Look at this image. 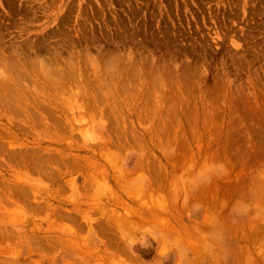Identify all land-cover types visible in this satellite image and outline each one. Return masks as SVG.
Returning a JSON list of instances; mask_svg holds the SVG:
<instances>
[{
	"label": "rangeland",
	"instance_id": "rangeland-1",
	"mask_svg": "<svg viewBox=\"0 0 264 264\" xmlns=\"http://www.w3.org/2000/svg\"><path fill=\"white\" fill-rule=\"evenodd\" d=\"M89 63L146 76L138 101ZM33 64L82 75L60 118L37 117L25 72L28 107L0 105V225L59 242L8 230L0 264H264V0H0V72Z\"/></svg>",
	"mask_w": 264,
	"mask_h": 264
},
{
	"label": "bare ground",
	"instance_id": "bare-ground-1",
	"mask_svg": "<svg viewBox=\"0 0 264 264\" xmlns=\"http://www.w3.org/2000/svg\"><path fill=\"white\" fill-rule=\"evenodd\" d=\"M73 62H75V61H73ZM73 62H72V64H73ZM41 63V62H40ZM69 63V62H68ZM71 63V62H70ZM69 63V66L71 65ZM98 63H100V62H98ZM89 64H91V67L93 66V68H94V71L96 72V77L97 78H99L98 80L101 82V85H100V87L102 88V89H100L101 91L102 90H105V89H107V91L108 90H110L111 91V88L112 89H118V88H120V89H118V91L119 90H121V92H123V94H118L117 95V97H116V95H115V91L117 90H115L114 92H113V90H112V92L114 93V94H111L112 95V97H116V99L118 98V99H120V97H124V96H122V95H124V91H125V93L126 92H129L130 93V91L132 90L131 89V86H130V84L132 83L133 84V82H137V79L138 80H141V77L142 78H145L146 76H141V74H140V76L141 77H138V75L136 76L137 77V79H136V81H135V78L136 77H133L134 79L132 80V77H130V79L132 80V82H131V80L129 79V78H127L126 79V77H123L124 75L123 74H125V72L123 71V72H118V67L119 68H121L118 64H119V62L118 63H116L117 65H118V67L117 66H115V71L113 70V69H111L110 67H107L108 65H106V66H104L105 67V69L103 70V68H102V66H96V64H94V65H92V63H89ZM40 66H39V68L37 67V66H35V68H34V64L32 65V66H30V68L28 69V67L29 66H27L26 67V70H25V66L23 67V66H19V69L21 70V68L23 69L22 70V73L19 71V69L18 68H15L14 70L15 71H13V70H11V68H13V67H11V66H8V67H10V69L9 68H7V69H3L1 72H0V105L1 106H6V107H8V108H10L11 106L12 107H17V106H20V105H24V106H26V108L28 107V105L26 104V102H28V101H30L28 98H27V96L28 95H26V94H32V92H29L28 90L29 89H27V87L26 88H23L22 86H21V84H20V82H21V78H24L25 76H30V77H36V76H38V77H40V78H43L44 79V84H43V87H44V89L46 90V91H44V93L42 92V91H40V92H37V93H34L35 94V96H34V98H33V100H34V103H33V106H34V104H36V107L35 108H32L36 113H37V117H38V114L40 115H42V117L44 116V115H57V116H59V118H60V116H62L61 114H64V112L63 111H56V110H52L50 107H52V103L54 102V101H56V102H62V101H65V99L67 98V97H65V95L61 98L59 95H60V93L59 92H61V91H64V90H68L69 89V85H68V82L69 81H74L75 79H76V77L77 76H79V75H82V74H80V73H75L74 72V74H76V76H72V72H70L69 70L70 69H62V67H60V68H58L59 67V65H60V63H59V65L57 64V66L58 67H56V65H55V67H49V66H47V65H43V64H39ZM75 64H73V66H74ZM110 65V64H109ZM95 66L97 67L96 69H95ZM18 67V66H17ZM21 67V68H20ZM37 67V68H36ZM75 67V66H74ZM98 67L99 68H101L102 70H103V72L101 73V71H96L97 69H98ZM113 67V66H112ZM76 68V67H75ZM80 68V67H79ZM79 68H78V70H79ZM38 69V70H37ZM121 69H123V70H125L123 67L121 68ZM128 69V68H127ZM25 70V71H24ZM73 70V69H72ZM75 70V69H74ZM82 70V69H81ZM134 70V69H133ZM136 70H138V69H136ZM139 71V70H138ZM22 74V76L20 75V73ZM24 72H25V76L23 75L24 74ZM76 72H78L77 70H76ZM19 73V74H18ZM99 73V74H98ZM106 74V78H104V77H102L101 75L102 74ZM119 73H121V76H120V74ZM135 73V72H134ZM84 74V73H83ZM95 74V73H94ZM93 74V75H94ZM126 74H128L127 76L129 77V72L127 73V71H126ZM133 73H131V75H132ZM137 74V73H136ZM136 74H133V75H136ZM123 75V76H122ZM95 76V75H94ZM99 76V77H98ZM161 76V75H160ZM164 77V76H163ZM166 78V77H165ZM169 78V77H168ZM181 78V77H180ZM183 79V78H182ZM160 81V80H159ZM142 82L145 84L146 82H147V80H145V82H144V80L142 79ZM142 82H141V84H142ZM139 83H140V81H139ZM162 84L164 83V82H161ZM140 84V85H141ZM144 84H142L143 86H144ZM135 86H136V84H134ZM133 85V86H134ZM141 85V86H142ZM129 86H130V88H129ZM137 86H138V84H137ZM136 86V87H137ZM142 86V87H143ZM147 86V85H146ZM150 86V85H149ZM154 86H155V84H154ZM158 87V85H156V87L155 88H157ZM161 87H163V86H161L160 85V88ZM104 88V89H103ZM131 89L130 91L128 90V89ZM133 88V87H132ZM135 88V87H134ZM140 87H137L136 89H139ZM164 88V87H163ZM143 89V88H142ZM149 89V88H148ZM158 89V88H157ZM124 90V91H123ZM127 90V91H126ZM159 90V89H158ZM161 90V89H160ZM110 91H108V92H110ZM117 91V92H118ZM139 91H140V89H139ZM108 92H107V94H106V92H105V94H106V97L107 96H109L111 99H109L110 101H112L114 104H115V106H117V102H118V104L121 102L122 104H123V102L121 101V99H120V102H119V100L117 101V100H115V101H117V102H114V100H112V97H111V95L109 94L108 95ZM111 92V93H112ZM144 92V91H143ZM149 92H150V90H149ZM159 92V95L158 96H160V94L163 92V91H161V93H160V91H158ZM129 93H126V96L124 97V98H127V96H128V98L129 97H132L130 100L128 99V102L129 101H131V100H135V99H137V98H134V96L133 95H130L131 93H134V92H131L130 94ZM136 94V93H135ZM138 94V93H137ZM142 94V93H141ZM154 94V93H153ZM33 95V94H32ZM82 95V93L80 94V96ZM103 95V94H102ZM130 95V96H129ZM143 95V94H142ZM162 95H165L164 94V92H163V94H161V98L163 97ZM31 96V95H30ZM99 96V95H98ZM98 96H96L95 95V101H97L98 100ZM136 96H141V95H136ZM154 96V97H153ZM152 96V98L153 99H156L155 98V94ZM71 97L72 98H74V97H76L74 94H72L71 95ZM82 98H84V96L82 95L81 96ZM105 96H99V98L100 99H106L105 101H107V98H104ZM134 98V99H133ZM149 98H150V95H149ZM151 98V100H153ZM160 98V99H161ZM69 99V98H68ZM84 99H86V100H88L89 98L87 97V96H85V98ZM143 99H146V98H143ZM158 100H159V97H158ZM162 100V99H161ZM165 100H167V98L165 99ZM165 100H164V97H163V102H165ZM127 101V100H126ZM137 101H138V99H137ZM140 101V100H139ZM160 101V100H159ZM158 101V102H159ZM168 101V100H167ZM152 102H155V103H157L156 101H152ZM29 103H31V105H32V102H29ZM112 103V104H113ZM120 103V104H121ZM140 103V102H139ZM154 103V106L156 107L157 106V104H155ZM160 103H161V101H160ZM159 103V104H160ZM113 104V105H114ZM121 104V105H122ZM126 104V103H125ZM153 104V103H152ZM120 105V106H121ZM128 105V104H127ZM163 105H165V104H163ZM171 105V104H170ZM124 106V105H123ZM126 106V105H125ZM259 106V105H258ZM21 107V106H20ZM113 107V106H112ZM155 107H154V109H155ZM169 107V109L171 110V108H170V106H168ZM168 107H166V109H164V106H163V110H164V112H162V115H163V113L165 114V110H167L168 109ZM18 108V107H17ZM22 108V107H21ZM19 109V108H18ZM25 108H22V110H24ZM31 109V110H32ZM156 109H157V107H156ZM168 109V112H170V110ZM178 109V108H177ZM258 109V108H257ZM8 110V109H7ZM28 110L29 109H27V112H28ZM32 110V111H33ZM115 110H116V112H115ZM117 108L116 109H114V110H112L111 112H112V114L114 115V116H116V118H117V114H118V116H122V114H124L125 112H126V110H127V108H126V110L124 111V107H123V111L121 112V111H119V112H117ZM172 110H175V109H172ZM259 110V109H258ZM257 110V111H258ZM12 111V110H11ZM30 111V110H29ZM159 111H160V108H159ZM158 111V112H159ZM23 112V111H22ZM110 112V113H111ZM127 112L128 113H126V117H127V114H129V108H128V110H127ZM131 112L133 113V110H131ZM167 111H166V113H168ZM6 113V112H5ZM29 113V112H28ZM31 113H33V112H30V114ZM135 114H137V112H134ZM205 113H206V111H205ZM23 114H25L26 115V113H23ZM105 114V113H104ZM134 114V115H135ZM154 116H156L155 115V110H154ZM156 114L157 115H160L161 113H157V111H156ZM207 114V113H206ZM205 114V115H206ZM6 115V114H5ZM13 115V114H12ZM21 115V114H20ZM19 115V116H20ZM46 115V116H47ZM111 115V114H110ZM130 115H132L131 113H130ZM165 115H167V114H165ZM171 115V114H170ZM7 116H9L8 115V113H7ZM10 116H11V114H10ZM27 116V115H26ZM45 116V117H46ZM129 116V115H128ZM161 116V115H160ZM207 116V115H206ZM256 116V115H255ZM21 117H23V116H21ZM32 117V116H31ZM30 116H29V118H31ZM49 117V116H48ZM158 117V116H157ZM9 118V117H8ZM17 118V117H16ZM25 118V117H24ZM27 118V117H26ZM34 118V117H33ZM38 118H40V116L38 117ZM28 119V118H27ZM44 119V118H43ZM256 119H257V116H256ZM8 120V119H7ZM9 120H11V122H12V119L10 118ZM158 120V119H157ZM22 121V120H21ZM23 121H24V119H23ZM31 121V120H30ZM33 121V120H32ZM40 122V121H39ZM24 123V122H23ZM23 123H22V125H23ZM25 124H26V122H25ZM18 125V124H17ZM27 125V124H26ZM32 125V124H31ZM28 126V125H27ZM30 127V126H29ZM54 127V126H53ZM263 127V126H262ZM31 128V127H30ZM35 128V127H34ZM165 128V127H164ZM29 129V128H28ZM7 132V131H6ZM8 134H9V132H7ZM51 133V132H50ZM51 135H52V133H51ZM11 137V136H10ZM16 137V136H15ZM20 137V136H19ZM59 140V139H58ZM9 145H11V144H9ZM8 145V146H9ZM39 145V144H38ZM2 146V145H1ZM10 147V146H9ZM10 148H12V146L10 147ZM32 148H34V147H32ZM31 148V149H32ZM39 148V147H38ZM8 149V148H7ZM36 149V148H35ZM45 149V148H44ZM76 149V148H75ZM11 150V149H10ZM13 150H16V149H13ZM18 150V149H17ZM60 150V149H59ZM20 151V150H19ZM43 151V150H42ZM55 150L53 149L52 150V152H54ZM7 152V151H6ZM51 152V151H50ZM51 152V153H52ZM56 152V151H55ZM79 152V151H78ZM22 153V152H21ZM7 154V153H6ZM8 154H10L9 152H8ZM2 155H3V153H2ZM12 155V154H11ZM48 155V154H47ZM54 155V154H53ZM56 155H58V153L56 154ZM63 155H64V153H63ZM42 156V155H41ZM40 156V157H41ZM62 156V155H61ZM75 156V155H74ZM73 156V157H74ZM10 157V156H9ZM18 157V156H17ZM16 156L14 157V158H17ZM36 157V156H35ZM34 157V158H35ZM49 157V156H48ZM78 157V156H77ZM1 158H2V156H1ZM38 158V157H37ZM47 158V157H46ZM69 158V157H68ZM72 158V157H71ZM76 158V157H75ZM9 159V158H8ZM22 159V158H21ZM29 159H30V157H29ZM42 159V158H41ZM62 159H64V158H62ZM74 159V158H73ZM79 159V158H78ZM247 160V159H246ZM30 161H32V160H28V162L30 163ZM43 161V160H42ZM41 161V162H42ZM55 161V160H54ZM80 161V160H79ZM17 162V161H16ZM20 162V161H19ZM82 162V161H81ZM8 163V162H7ZM12 163V162H11ZM50 163V162H49ZM17 164V163H16ZM23 164V163H22ZM26 164V163H25ZM28 164V163H27ZM46 164V163H45ZM45 164H40V165H44V166H46ZM56 164H57V162H56ZM75 165H76V163H74ZM1 165V164H0ZM3 165V164H2ZM7 165V164H6ZM30 165H31V163H30ZM30 165H28V166H30ZM32 165H34V163L32 164ZM38 166V167H40V168H42V167H44V166ZM10 166V165H9ZM23 166V165H22ZM53 166H54V164H53ZM15 167H17L16 165H15ZM31 167V166H30ZM36 169H37V167L36 166H34ZM57 167V166H56ZM12 168V167H11ZM26 167H24V169H25ZM28 168V167H27ZM34 168V169H35ZM40 168L39 169H35L36 171H38V172H36V173H39V171L41 172V170L43 169H41L40 170ZM88 168V167H87ZM23 169V170H24ZM54 169V168H53ZM26 170V169H25ZM34 170V171H35ZM49 170V169H48ZM55 170V169H54ZM45 171H47V169H46V167H45V169H43V172H41L42 174H45ZM259 171H261V170H259ZM30 172V171H29ZM32 172V171H31ZM49 172V171H48ZM59 172V171H58ZM35 173V172H34ZM50 174L49 175H51L52 173H51V171L49 172ZM1 175V174H0ZM41 175V174H40ZM37 176V175H36ZM45 176H47V175H45ZM39 177H41V176H39ZM48 177V176H47ZM72 181V180H71ZM6 183L7 182H2L1 184H0V192H2V195L3 196H1L0 197V203L1 202H4V200H6V199H4V194L7 192V193H9V188H10V186L8 187L7 185H6ZM12 185V184H11ZM69 186H71L70 184H69ZM18 187L19 186H17V189H18ZM21 187V186H20ZM20 187H19V189H20ZM16 188V187H15ZM110 188V187H109ZM16 189V190H17ZM78 189H81L80 187L78 188ZM15 190V191H16ZM12 191V190H11ZM19 192H22V189H20L19 190ZM18 192V193H19ZM80 192H81V190H80ZM16 194V193H15ZM32 194V193H31ZM259 194V193H258ZM21 195V194H20ZM8 195L6 194L5 195V197H7ZM16 196V195H15ZM257 196H259V195H257ZM264 196V195H263ZM28 197V196H27ZM261 197V196H260ZM72 198H73V196H72ZM116 198V197H115ZM31 199V198H30ZM76 199V198H75ZM11 200V199H10ZM25 200H26V198H25ZM28 200H29V198H28ZM32 200V199H31ZM7 202H8V200H6ZM22 201V200H21ZM27 201V200H26ZM9 204H10V202H8ZM24 203V202H23ZM26 203V202H25ZM14 205V204H13ZM23 205H25V204H23ZM28 205H29V203H28ZM27 205V203H26V206H28ZM47 205V204H46ZM50 205V204H49ZM32 206H34L33 204L32 205H29L28 207H31L32 208ZM36 206V205H35ZM2 207V206H1ZM37 208L39 207V209H41V207L39 206V204H38V206H36ZM36 207H33V208H35V209H37ZM57 208H59V207H57ZM64 209V208H63ZM32 210V209H31ZM50 210H52V209H50ZM55 210V209H54ZM53 211V210H52ZM49 212V211H48ZM56 212V211H55ZM66 212V211H65ZM50 214V213H49ZM63 214V213H62ZM61 214V215H62ZM60 215V216H61ZM66 215V218H69V217H67V214H64V216ZM69 216V215H68ZM71 217V216H70ZM73 217V216H72ZM25 218V217H24ZM120 218H122V217H120ZM26 219V218H25ZM70 219V218H69ZM72 219H74V218H72ZM72 219H70V220H72ZM118 219V218H117ZM120 220V219H119ZM76 221V220H75ZM49 222H51V221H49ZM74 222V221H73ZM89 222V221H88ZM126 222H128V221H126ZM65 224V223H64ZM53 225V224H52ZM119 225V224H118ZM127 225H129V224H127ZM61 226V225H60ZM126 226V225H125ZM37 227V226H36ZM52 227V226H51ZM55 227V226H54ZM109 227V226H108ZM68 229V231L67 232H71L70 231V229L69 228H66V230ZM10 231V234H9V231ZM49 230V229H48ZM8 231V232H7ZM12 232V233H11ZM31 232V231H30ZM44 232V231H43ZM58 232V231H57ZM77 232V231H76ZM14 233H16L15 232V230H12V229H4L1 225H0V239H2L1 240V243L3 242V240H6V239H4V238H6L7 236H8V234H9V237H11L10 235H12V237L15 235V237L17 236V234H14ZM32 233V232H31ZM30 233V235L31 236H29V238H28V236H27V238L26 237H20V239H24L25 241L27 240L28 242L31 240V239H33V241L35 242V244H36V240H38L37 238L38 237H36V232H34V233H36V234H31ZM74 233V232H73ZM19 236L21 235V233L20 234H18ZM35 236V237H33V236ZM45 235H46V233H45ZM45 235H43L41 238L39 237V239L40 240H38V243H40L41 244V246L42 245H45L46 243H45V240L44 239H47V240H49L48 239V237H45L44 239H42ZM38 236V235H37ZM8 238V237H7ZM50 238H52V236H50ZM9 239V238H8ZM13 239L16 241L18 238L16 237V238H14L13 237ZM13 239H11V240H13ZM20 239H18V240H20ZM44 241H42V240ZM53 239V241L55 242H59V241H57V239L56 240H54V238H52ZM52 239H50L49 241H47V242H50L51 244H53L51 241H52ZM68 239V238H67ZM10 240V239H9ZM72 240V239H71ZM71 240H69V241H71ZM20 241H22V240H20ZM27 241H26V243H27ZM4 242H6V241H4ZM23 242V241H22ZM42 242V243H41ZM30 243H31V245H33L32 244V240L30 241ZM30 243H27V244H30ZM38 243H37V245H38ZM45 243V244H44ZM49 243V245H51ZM3 244V243H2ZM47 245V244H46ZM60 245V244H59ZM34 247H36V245H33ZM41 246H38L40 249L39 250H37L38 248H36V249H34L32 246V252L34 251V252H36V250L39 252V253H43L42 251L40 252V250L42 249V250H44V248H48V247H41ZM53 246H55V244H53L52 245V248H53ZM50 248V247H49ZM1 249H3V247H1ZM34 249V250H33ZM58 250V249H57ZM30 253V252H29ZM14 255H17V254H14ZM101 257V256H100ZM133 257V256H132ZM13 258H14V261H15V257L13 256ZM13 258L10 260V261H12L13 260ZM102 258V257H101ZM5 259V258H4ZM3 259V260H4ZM34 259V258H33ZM32 259V260H33ZM115 259V258H114ZM8 260V259H7ZM7 260H4V262H6ZM20 259H18V261L16 260L15 261V263L16 264H18V262H19V264H22V263H20V261H19ZM26 260V259H25ZM24 260V261H25ZM127 261V260H126ZM4 262L2 261V263L4 264ZM22 262V261H21ZM29 262V261H28ZM27 262V264H29ZM35 262H37L36 260H35ZM110 262H112V260L110 261ZM130 262V261H129ZM140 262V261H139ZM0 263H1V261H0ZM7 264H11V263H13V262H6ZM24 263V262H23ZM39 263V262H38ZM14 264V263H13ZM25 264V263H24ZM33 264V263H32ZM34 264H36V263H34ZM42 264V263H41ZM101 264V263H100ZM105 264V263H104ZM122 264V263H121Z\"/></svg>",
	"mask_w": 264,
	"mask_h": 264
}]
</instances>
